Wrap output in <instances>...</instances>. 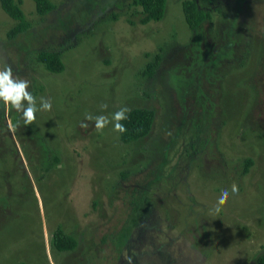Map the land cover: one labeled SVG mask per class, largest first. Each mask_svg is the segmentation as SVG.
<instances>
[{
  "label": "rangeland",
  "instance_id": "374dc122",
  "mask_svg": "<svg viewBox=\"0 0 264 264\" xmlns=\"http://www.w3.org/2000/svg\"><path fill=\"white\" fill-rule=\"evenodd\" d=\"M21 1L31 27L12 39L0 6V66L52 106L24 125L0 103V264H261L264 0H196L211 17L193 30L182 0L145 24L131 0H51L45 15ZM41 49L60 51V73L36 59ZM125 106L155 112L127 143L111 121ZM43 152L58 157L47 171ZM56 226L74 249L51 247Z\"/></svg>",
  "mask_w": 264,
  "mask_h": 264
},
{
  "label": "trees",
  "instance_id": "16d2710c",
  "mask_svg": "<svg viewBox=\"0 0 264 264\" xmlns=\"http://www.w3.org/2000/svg\"><path fill=\"white\" fill-rule=\"evenodd\" d=\"M33 1L35 10L39 15H45L56 7L51 0ZM21 2V0H0V6L3 11L16 21V23L6 32V37L8 39L14 38L16 35L31 27V23L26 19L21 8ZM131 4L135 7H139V12L141 14L139 22L141 24L160 20L163 17L166 8V0H131ZM181 9L184 21L187 27L191 30L195 29L202 22L211 17L210 11L201 8L196 0H182ZM36 59L49 72L60 73L63 70L64 65L60 51L41 49L37 51ZM158 63L159 56L155 55L152 59L146 62L140 74L143 76L152 75L155 72ZM126 115L127 119L120 121L125 127L124 132L121 133L118 131L120 141L123 143L136 141L145 137L149 133L155 118V112L153 109L141 106L132 107ZM14 149L16 150L15 146ZM44 156H46L45 152L40 154L38 165L43 171H47L58 162V157L54 154L51 157L46 156L45 158ZM251 162L250 158L245 160L243 165L244 172L248 170ZM50 245L58 251H68L75 248L76 239L60 226H56L50 232ZM257 261L261 264L264 263V255L259 257Z\"/></svg>",
  "mask_w": 264,
  "mask_h": 264
},
{
  "label": "clouds",
  "instance_id": "9594fccd",
  "mask_svg": "<svg viewBox=\"0 0 264 264\" xmlns=\"http://www.w3.org/2000/svg\"><path fill=\"white\" fill-rule=\"evenodd\" d=\"M0 103H4L10 106L11 109L21 113L24 125L30 124L36 118L35 113L37 111L41 109L47 111L51 109L52 106L50 100L41 97L39 107H37L35 97L29 91V82L27 80L14 77L12 67L6 63L0 66ZM101 107L104 108L107 106L102 105ZM128 111L129 109L126 106L121 107L115 111L111 117L114 129L121 133L125 131V127L120 123V121L127 119L126 113ZM88 120L94 121V125L97 129H102L109 123V118L105 115H86L85 121ZM19 124V120L16 123L9 121L8 128L9 130L14 131ZM80 126L87 127V124L82 121ZM237 190L236 185L233 184L231 191L235 193ZM227 196L228 189L223 188L217 195V202L213 205V207L218 208L220 206V202H223Z\"/></svg>",
  "mask_w": 264,
  "mask_h": 264
}]
</instances>
